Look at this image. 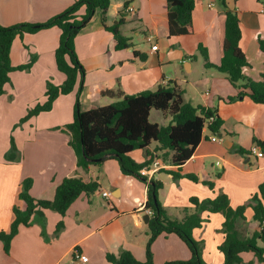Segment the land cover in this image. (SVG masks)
Listing matches in <instances>:
<instances>
[{
  "label": "crops",
  "instance_id": "obj_1",
  "mask_svg": "<svg viewBox=\"0 0 264 264\" xmlns=\"http://www.w3.org/2000/svg\"><path fill=\"white\" fill-rule=\"evenodd\" d=\"M38 1L37 5L34 3ZM75 0H31L24 8H11L8 14L0 12V24L13 26L23 22L43 23L69 8ZM226 0L229 8L239 12L242 39L240 46L251 67L245 70L248 77L259 80L264 73V52L250 57V44L264 32L263 2L258 0ZM135 8L134 15L127 13L125 3ZM217 0H198L193 12V33L169 36L166 0H113L107 13V25L119 26L130 40V46L117 50L113 33L102 23L97 10L89 24L77 35L75 50L85 69L82 90L79 93L81 111L102 107L119 100V95L142 91H156L159 86L177 85L186 102L194 106L216 109L224 122L218 141L205 127L204 136L193 156L182 167L156 158L160 167L149 178L163 183L159 200L172 219L182 220L186 208L194 207L192 197L200 200L214 198L223 192L232 207L245 205L259 186L264 183V157L249 152L254 140L264 142V104L240 96V89L233 86L226 74L215 67H207L199 46L208 54L209 62L218 65L223 56L225 39V9ZM61 31L56 28L42 30L26 38H17L12 46L14 66L37 60L29 71H15L6 93L0 96V120L12 124L26 116L29 109L47 100V83L61 85L65 75L56 66L55 51ZM152 37V41H149ZM263 38H258L259 40ZM147 43L148 47H146ZM157 50H152L154 45ZM146 55L141 60L135 52ZM78 89L61 95L50 112L30 119L23 132L14 133L19 149L15 161H8L5 154L11 147L8 135L0 146V231H9L14 220L13 207L22 206L19 198L24 179L31 178V194L37 199L52 200L57 187L67 177L79 176L85 182H97L100 188L91 195L82 194L69 208L65 217L53 210H46L44 217L34 218L29 227H21L11 243L10 254L0 241V264H111L106 255L130 251L138 260L145 261L149 239L148 224L152 217L145 208L148 187L141 180L124 175L116 159L90 165L87 170L78 167L77 156L69 145L70 132L65 126L74 120ZM230 98L235 100L230 101ZM171 117L153 110L151 117ZM152 121V120H151ZM159 123L158 121H152ZM161 124V123H159ZM3 130V129H2ZM12 136V135H11ZM157 143L151 145V149ZM139 163L145 161L143 152L131 153ZM152 168V165L151 167ZM167 171L179 172L178 180ZM194 175L199 181L189 179ZM205 181L214 183L211 190ZM109 192V198L103 193ZM246 220L240 221L239 230L251 236L260 230L248 208ZM205 222L194 231L197 240L204 243L203 259L207 264H222L219 246L225 240L222 231L224 216L221 213H203ZM63 220L65 228L56 234L57 224ZM263 246V245H262ZM155 264L172 260H189L191 252L175 234L159 236L152 246ZM78 255H86L83 262ZM244 264H264L253 253H243Z\"/></svg>",
  "mask_w": 264,
  "mask_h": 264
},
{
  "label": "trees",
  "instance_id": "obj_2",
  "mask_svg": "<svg viewBox=\"0 0 264 264\" xmlns=\"http://www.w3.org/2000/svg\"><path fill=\"white\" fill-rule=\"evenodd\" d=\"M113 0H75L64 12L43 23L23 22L13 26L0 24V96L6 93V86L11 83V74L15 71H29L37 60V56L22 65L14 66L11 59L12 46L17 38L36 34L53 27L61 31L58 47L55 51L57 69L65 75L61 85L47 83L44 103H38L19 123H26L33 117L53 109L55 101L61 95H69L77 86L78 98L74 120L65 126L70 132L69 145L77 156L78 167L87 170L90 165L103 163L108 159H116L124 175L137 178L148 187V198L145 208L152 217L148 224L149 239L146 245L145 261L138 260L130 251L123 250L118 255L108 253L107 260L111 264H155L152 249L156 239L163 235L175 234L191 252L189 260H172L164 264H207L203 259L204 243L194 236V231L202 227L205 219L203 213H221L224 216L222 231L225 240L219 246L223 254L222 264H244L243 253H253L259 262H264V183L252 195L245 205L232 207L227 194L221 192L214 198L200 200L197 197L190 199L194 211L185 210L182 220L172 219L168 211L159 200V191L163 183L155 178L142 175V170L150 168L156 158L167 161L171 156V163L180 168L193 156L196 148L204 136L206 123L212 134H220L224 122L216 109L204 106H194L185 101L183 92L175 84L159 86L156 91H142L136 94L125 95L107 92L108 95H119V100L106 106L97 107L88 111H81L79 93L82 90L85 78V69L75 50L77 35L89 24L97 10L101 11L102 23L107 31L113 33L117 42V50L130 46V40L125 37L119 26L107 25V13ZM169 20V36H185L193 33V12L198 0H166ZM238 1V0H235ZM264 3V0H258ZM226 14L225 39L223 56L218 65L209 62L205 48L199 46L207 67H215L227 75L231 84L240 89V96H248L257 104H264V73L259 80L247 76L245 70L251 67L247 55L242 50L241 21L239 12L229 8L226 0H221ZM128 2L125 3V8ZM260 50L264 52V39L259 40ZM141 60L146 55L135 52ZM235 100L230 98V101ZM153 110L161 111L171 117V122L164 126L153 123L150 119ZM16 127V126H15ZM255 144L264 151V142L257 139ZM157 143L153 150L151 145ZM141 150L145 161L139 163L131 153ZM241 153L247 154L244 150ZM19 149L14 136L11 137V147L5 154L8 161H15ZM175 180L182 177L179 172L167 171ZM192 181H199L194 175L187 176ZM211 190L213 182H204ZM33 180L24 179L21 184L19 198L22 206H14V220L9 231H0V241L4 250L10 254L11 243L19 233L21 227H29L34 218L44 217L46 210H53L65 217L69 208L82 195H91L97 192L100 185L97 182H85L79 176L65 178L57 187L52 200L37 199L31 194ZM251 208L253 220L258 222L260 230L251 236H245L238 227L240 221L246 220V210ZM65 228L63 220L57 224L56 234ZM263 244V246L260 245ZM252 264V263H250Z\"/></svg>",
  "mask_w": 264,
  "mask_h": 264
},
{
  "label": "rangeland",
  "instance_id": "obj_3",
  "mask_svg": "<svg viewBox=\"0 0 264 264\" xmlns=\"http://www.w3.org/2000/svg\"><path fill=\"white\" fill-rule=\"evenodd\" d=\"M229 2L233 3L232 0H229ZM28 4H31V0H0V12H2V14H4V13L8 14V12L11 8H15V7L19 6L22 9ZM37 4H38V1H36L34 3V5H37ZM216 4L218 7H221L224 9V6H223L221 0H217ZM228 6H229V4H228ZM260 7H264V3ZM257 15L264 20V14H257ZM260 37L264 39V32H262L259 36H257V38H255L254 41L250 44V47H249V50H251L250 57L258 55V50H260L258 38H260ZM26 38H29V35H27ZM145 45H146V47H148L147 43H145ZM196 56L201 57L200 51H199L198 55H196ZM35 105H33L32 107H34ZM151 120L152 121H158L159 123H161V125H164V126L168 125L171 122L168 118L163 119V117L160 115H159L158 120H156L155 115H153L151 117ZM4 121H5V123L3 122L2 118H1V120H0V146H2L3 143L5 144V140H4L5 135H8V138L11 140V137H12L11 135H14V133H16V134L21 133V132H23V128H25L23 126V125H25V123L20 124L19 123L20 120L17 121L15 124H12L11 120H4ZM205 133L208 134L209 130L206 129ZM260 245L262 246L263 244L260 243Z\"/></svg>",
  "mask_w": 264,
  "mask_h": 264
},
{
  "label": "built area",
  "instance_id": "obj_4",
  "mask_svg": "<svg viewBox=\"0 0 264 264\" xmlns=\"http://www.w3.org/2000/svg\"><path fill=\"white\" fill-rule=\"evenodd\" d=\"M126 11H127V13H129L131 15H134L135 12H136L135 8L132 7V6H128L126 8ZM262 12H264V10H262ZM149 41H152V37H149ZM157 49H158V45L157 44L152 47V50H157ZM212 120H213V118L210 119L209 122L206 123L205 127H208V125L210 124V122H212ZM212 140L213 141H218L219 140L216 137V134H214V137L212 138ZM249 153L251 155H256L258 158H263L264 157L263 149L261 148L260 145H257V144L252 146V148L249 150ZM159 167H160L159 163L155 161L153 163V165H152V168H149V169L145 168V169L142 170V175H145V176H148V177L149 176L152 177L155 174V172L159 169ZM103 195H104V197L109 198L111 194L109 192H104ZM78 258L80 260H82L83 262L88 260L86 255H78Z\"/></svg>",
  "mask_w": 264,
  "mask_h": 264
}]
</instances>
